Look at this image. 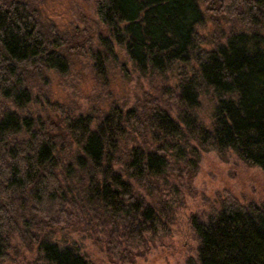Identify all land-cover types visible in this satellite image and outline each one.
Masks as SVG:
<instances>
[{
    "label": "trees",
    "instance_id": "16d2710c",
    "mask_svg": "<svg viewBox=\"0 0 264 264\" xmlns=\"http://www.w3.org/2000/svg\"><path fill=\"white\" fill-rule=\"evenodd\" d=\"M35 1L0 0V261L31 236L34 264H93L62 239L86 229L133 263L185 203L203 152L264 170V0H94L107 33L78 49L105 78L120 47L151 87L97 117L40 101L73 47ZM207 202L196 264H264V201Z\"/></svg>",
    "mask_w": 264,
    "mask_h": 264
},
{
    "label": "rangeland",
    "instance_id": "374dc122",
    "mask_svg": "<svg viewBox=\"0 0 264 264\" xmlns=\"http://www.w3.org/2000/svg\"><path fill=\"white\" fill-rule=\"evenodd\" d=\"M35 3L46 23L56 27L73 47L67 76L49 73L51 80L47 91L51 105L45 99L46 90L40 93V101L49 113L56 114L52 110H57L97 117L113 103L131 107L151 90L148 80L134 71L127 53L120 47L116 46L115 50L118 63L108 65L105 78L97 74L91 58L78 49L81 47L86 51L91 45L97 47L100 36L107 33L99 22L94 0H36ZM208 26L211 27L212 22ZM205 104L201 116L209 122L211 113ZM37 106L40 109V105ZM190 185L191 191H186L185 203L165 222V232L156 240L151 239L149 250L137 256L133 263L111 259L105 246L96 243L86 229H69L61 234L62 239L73 243L93 264H196L200 239L193 217L206 218L209 210L207 200L213 201L217 194L227 190L243 203L264 201V170L248 165L233 151L224 155L215 151L203 152L198 173ZM36 255L37 243L32 242L31 236L15 237L0 264H34Z\"/></svg>",
    "mask_w": 264,
    "mask_h": 264
}]
</instances>
